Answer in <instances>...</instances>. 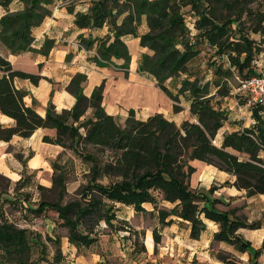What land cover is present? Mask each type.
Returning <instances> with one entry per match:
<instances>
[{"label":"trees","instance_id":"16d2710c","mask_svg":"<svg viewBox=\"0 0 264 264\" xmlns=\"http://www.w3.org/2000/svg\"><path fill=\"white\" fill-rule=\"evenodd\" d=\"M12 1L0 0L6 11L0 17V43L11 54L33 51L47 56L54 40L45 37L39 48L33 47V29L51 14L55 0H17L22 8L10 11ZM74 1L66 3L70 11L76 5ZM86 3L85 11L75 13L74 24L80 29L106 25L112 34L78 35L80 46L98 55L89 59L100 67H118L127 76L131 54L122 37H138L139 45L146 50L137 59L136 71L153 78L155 85L173 101V112L181 110L177 102L180 96L185 97L194 120H183L177 125L161 113L140 120L129 111L120 124L102 106L104 82L87 97L83 93L86 76L82 73L74 74L66 86L76 99L74 105L58 112L50 99L41 116L29 91L14 83L15 78H21L36 84L40 76L13 68L0 53V114L13 120L11 125L0 122V141H9L14 135L27 138L38 128H53L54 134L43 135V142L70 149L90 164L88 181L78 200L63 202L66 172L57 161L51 162L50 188L58 196L55 201L40 199L32 203L28 195L19 192L26 184L24 174L14 183L15 197L2 195L5 191L0 190V264H60L64 259L59 236L44 237L36 229L9 220L3 211L4 201L22 209L27 223L53 213L56 224L67 229L68 242L78 249L98 240L96 228L104 222L111 231L127 230L136 236L135 250H144V242L139 243L138 239L144 238L145 230L128 225L115 211L121 203L145 213L143 203L149 202L153 205L150 214L156 213L160 226L152 228L155 244L161 240V228L172 223V219H167L171 215L189 221L190 236L198 238L204 229L200 218L203 213L220 223L215 239L246 250L250 243L234 231L240 226L255 228L257 224L231 218L228 211L218 210L215 205L221 203L220 199L210 197L217 186L204 191L190 189L189 177L195 171L190 161L199 160L231 174L233 181H225L223 185L244 190L248 197L264 195V100L253 104L251 125L225 132L220 145L213 143L228 120V111L221 107V102L232 95V79L240 78L241 85L244 80L264 75L258 73L254 64L264 52V0H88ZM143 16L147 31L139 34ZM205 49L212 52L207 65L212 70L209 79L190 67ZM114 59L122 62L117 64ZM168 83L174 86V91ZM88 109L90 116H86ZM87 145L107 148L114 157L102 160L97 153L85 150ZM16 157L24 170L26 159L20 154ZM102 176L115 180L104 184L100 182ZM37 187L44 189L42 185ZM160 200L176 204L167 210L159 207ZM21 202H25L24 206ZM202 202H208L209 206L201 205ZM48 242L52 243L51 258ZM261 250L264 240L248 264H257ZM217 258L237 264L226 252H217Z\"/></svg>","mask_w":264,"mask_h":264},{"label":"crops","instance_id":"0c3cea01","mask_svg":"<svg viewBox=\"0 0 264 264\" xmlns=\"http://www.w3.org/2000/svg\"><path fill=\"white\" fill-rule=\"evenodd\" d=\"M67 6L68 4L63 1L55 0L51 5V14L33 29V47L39 48L45 37L54 40V46L47 56L33 51L19 54H11L6 51L3 54L11 62L13 68L40 76L36 84L29 79L15 78L14 80L17 87L29 91L36 100V111L44 116L50 99L56 111L70 109L76 99L66 89V86L74 74L82 73L86 76L83 93L87 97L90 96L95 86L104 82L102 106L106 113L113 115L119 122L124 123L129 111H132L136 119L145 120L154 113H161L179 125L183 120L178 124L173 116H168L167 108L163 107L165 100L169 97L155 85L151 76L136 71L137 59L146 50L139 45V38L132 35L122 37L131 54L127 76L118 67L112 65L100 67L89 59L92 54L80 46L78 35L82 33L86 37L89 35L103 37L108 33L111 34L108 26L105 25L96 29H80L74 24L75 13L85 11L88 3H84L81 7L76 4L73 11H70ZM18 8H22L20 1L13 0L9 4L10 11H15ZM5 12V9L0 5V17ZM146 31L147 25L143 16L138 32L141 34ZM114 61L117 64L122 62L118 59H114ZM138 75L149 77L154 82L153 87L143 85L138 81L136 77ZM141 90L147 92V98L145 94H141ZM159 98L162 100L158 102ZM26 101L30 102V97H27ZM0 122L11 125L13 120L0 114ZM54 132L55 129L53 128H38L27 138L14 135L9 141H0V171L17 181L19 178L17 173L22 170L23 166L17 158V171H12L9 168L7 158L8 155H12L10 149L18 148L21 154H27L29 151H35L34 145H37L38 152L32 154L28 160L30 162L32 158H37L39 164L37 166L29 164V167L32 169L39 168L41 157L42 159L46 157L42 156L41 149L44 146L41 145H51L56 150L61 147L42 141L43 135H53ZM190 165L195 168L189 177L190 189L204 191L212 185L217 186L210 197L220 199L221 203L215 205L218 210L228 211L231 218L257 224L255 228L240 226L234 231L235 235H239L250 243L246 250L240 251L234 244L215 239V234L220 230V223L205 217L203 213L200 214V218L204 223V229L201 230L198 238L190 236L189 221L171 215L167 219L173 221L161 228V240L157 244L153 241L152 229L142 227L145 230V249L142 251L135 250V240L130 242V238L125 237V232L120 230L103 232L99 234L96 242L80 249L71 245L66 236L64 237L66 241H63L61 245L64 259L60 264H106L107 260H113L109 264H227L217 258L219 251L229 253L237 261V264H248L253 259L255 249H258L264 240V195L257 194L248 197L244 190H239L229 184L223 185L225 181L232 182L233 176L212 165L199 160H191ZM175 204L176 202L160 200L159 207L169 210ZM201 205L208 207L209 203L202 202ZM116 207L117 210L119 208L117 211L119 213L124 212L123 208H130L128 216L117 215L119 219H124L127 222L134 215H152L150 212L153 211V205L149 202L143 203L145 213L136 212L132 206L121 203H118ZM153 218L156 220L154 227L159 228L155 212H153ZM133 228L141 230L139 227ZM256 263L264 264V250H261L256 257Z\"/></svg>","mask_w":264,"mask_h":264},{"label":"rangeland","instance_id":"374dc122","mask_svg":"<svg viewBox=\"0 0 264 264\" xmlns=\"http://www.w3.org/2000/svg\"><path fill=\"white\" fill-rule=\"evenodd\" d=\"M88 0H75L74 3L79 5L80 7L84 5ZM68 2H65V4ZM21 5L19 6V8ZM19 8L17 10H19ZM185 11V10H184ZM188 14V13H185ZM0 53L4 54L6 53L5 48L0 43ZM211 51L209 49H205L201 52L199 56H197L192 62L190 63V67L199 73V75H205V79H209L212 75V70L208 68V61L209 56L211 55ZM212 59V58H211ZM214 59V57H213ZM17 65L19 63H16ZM255 67L258 73L264 74V52H262L260 55H258V58L255 61ZM17 68V67H16ZM138 81H140L143 85L148 87H153L154 82L147 76H136ZM240 78L236 77L233 78L230 85L232 86V92L231 96L224 98V100L221 102V107L226 109L228 111V120L224 123V125L218 130L213 143L216 145H220L222 140V135L225 132H230L234 130H240L244 127H248L253 123V119L251 117V108L254 104L253 97L259 95V87L257 84H255V87H248L240 85ZM170 89L174 91V86L170 83H168ZM160 92V91H159ZM149 93V92H148ZM162 94V92H160ZM141 94H145L147 98V92L145 90H141ZM160 94V95H161ZM162 99L159 98L158 102ZM165 104L163 105L166 109V112L168 113V116H173L175 118L176 122L179 124L182 120H194L190 114H189V102L188 100L180 96L179 101L177 102L178 105L181 106V110L177 113H174L172 110V100L166 99ZM90 110V109H89ZM86 112V116H90L91 110ZM118 121V120H117ZM120 124H123V122H119ZM44 146L41 150L42 156H46L44 159L41 157V166L36 169H32L29 167V164L31 166H37L39 164V161L37 158H32L29 162V158L37 151V145H34L35 151H29L27 154H21L20 149L18 148H11L12 155H8L7 158V165L12 171H17L18 164H17V154L22 155V159H26V167L25 169L19 171L17 174H19V178H21L24 174L27 178L25 180V186L19 190V192H22L26 195H28L30 201L32 203H37L40 199H46L55 201L58 196L56 192L51 189L52 185V176H53V168L51 165L52 161H57L61 166H63L66 172V196L63 200V202H67L69 200H78L80 199L81 193L83 192V188L85 184L88 181V174H89V162L84 161L82 157L78 156L77 153L74 151L60 147V149L56 150L55 147L51 145H41ZM82 145H80L79 149L81 150ZM87 151H93L99 155V157L102 160L106 159H112L114 157V154L107 149V148H98V147H92L90 145H87L84 147ZM31 152V153H30ZM26 155V156H24ZM17 161V162H16ZM0 190L3 189L5 191L2 195H8V197H15L14 194L15 191V181L12 179L8 174L0 171ZM14 177V176H13ZM18 178V179H19ZM115 180L112 177L109 176H102L100 178V182L104 184H108L111 181ZM37 185H42L44 189H40L37 187ZM50 188V189H49ZM20 201H22V197H20ZM25 202H21V205L24 206ZM122 209V207H121ZM124 212H117L119 210L116 209L115 213L119 216H128L129 215V209L123 208ZM3 211L5 213V216L9 219L15 222L17 225L21 227H31L33 229L38 230L42 233V235L54 237L59 236L61 238V245L62 242L66 241L64 237L67 236V229L64 227H61L56 224L55 221V215L53 213L48 214L45 217H40L36 219H32L31 222L27 223L25 219V214L22 212V209L15 208L11 204H9L7 201H4L3 205ZM156 223L155 218H153V215H146V214H140L138 216L134 215V217H131V220L128 221V225L132 227H139V229L148 228L149 230L154 227V224ZM143 227V228H142ZM99 234L103 232H107L110 229L107 228V226L104 224V222H100L99 226L96 228ZM111 231V230H110ZM121 232H125L124 235L126 238H130V242H133V240L137 239L136 236L133 234L130 235V233L127 230H120ZM139 243L141 241L144 242V238H139ZM49 245V257L51 258L53 250H52V243L48 242ZM113 260H107L106 264H109ZM63 262V261H61ZM46 264V263H44Z\"/></svg>","mask_w":264,"mask_h":264},{"label":"built area","instance_id":"2783aa9c","mask_svg":"<svg viewBox=\"0 0 264 264\" xmlns=\"http://www.w3.org/2000/svg\"><path fill=\"white\" fill-rule=\"evenodd\" d=\"M70 0H66L65 2H69ZM64 2V3H65ZM93 56H98L95 51H89ZM243 86H248V87H255V84L259 87V95L256 94V96L253 97L254 103L264 100V75L262 76H256L252 77L248 80H244L241 83Z\"/></svg>","mask_w":264,"mask_h":264}]
</instances>
